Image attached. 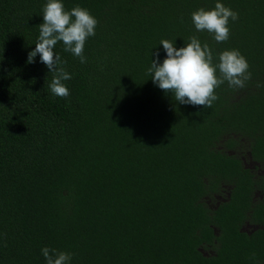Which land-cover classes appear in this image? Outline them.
<instances>
[{"label": "trees", "instance_id": "trees-1", "mask_svg": "<svg viewBox=\"0 0 264 264\" xmlns=\"http://www.w3.org/2000/svg\"><path fill=\"white\" fill-rule=\"evenodd\" d=\"M46 2L0 0V264H46L44 247L68 264H264V0H61L98 21L85 63L54 48L67 98L27 62ZM216 2L238 14L222 43L191 20ZM192 36L252 74L210 108L147 73L162 39Z\"/></svg>", "mask_w": 264, "mask_h": 264}, {"label": "clouds", "instance_id": "clouds-1", "mask_svg": "<svg viewBox=\"0 0 264 264\" xmlns=\"http://www.w3.org/2000/svg\"><path fill=\"white\" fill-rule=\"evenodd\" d=\"M43 22L38 25L39 36L35 48L28 53L27 62L33 63L39 54L49 72L53 73L49 85L51 92L67 98L70 93L64 81L71 79L65 71L63 61L54 52L58 42L64 50L86 62L84 45L88 37L95 35L98 21L90 12L80 7L66 10L61 0H47L42 8ZM238 14L224 4L216 2L214 8L197 9L191 13L192 23L197 31H207L218 43L227 41L230 34L229 20H236ZM166 57L162 62L151 60L147 69L155 85L166 93L174 94L175 101L210 108L218 99L215 89L227 81L229 87L243 88L251 79L246 58L236 49L223 50L215 58L209 46L201 44L196 36L189 38L185 46L175 48L173 41L162 39ZM158 56L159 53H153ZM46 264H68L71 254L49 247L41 249Z\"/></svg>", "mask_w": 264, "mask_h": 264}, {"label": "rangeland", "instance_id": "rangeland-1", "mask_svg": "<svg viewBox=\"0 0 264 264\" xmlns=\"http://www.w3.org/2000/svg\"><path fill=\"white\" fill-rule=\"evenodd\" d=\"M251 165H253V164H251ZM246 229H249V228H246Z\"/></svg>", "mask_w": 264, "mask_h": 264}, {"label": "flooded vegetation", "instance_id": "flooded-vegetation-1", "mask_svg": "<svg viewBox=\"0 0 264 264\" xmlns=\"http://www.w3.org/2000/svg\"><path fill=\"white\" fill-rule=\"evenodd\" d=\"M221 201V200H220Z\"/></svg>", "mask_w": 264, "mask_h": 264}]
</instances>
